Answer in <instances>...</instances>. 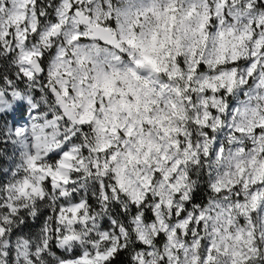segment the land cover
<instances>
[{"label":"snow or ice","instance_id":"obj_1","mask_svg":"<svg viewBox=\"0 0 264 264\" xmlns=\"http://www.w3.org/2000/svg\"><path fill=\"white\" fill-rule=\"evenodd\" d=\"M0 264H264V0H0Z\"/></svg>","mask_w":264,"mask_h":264}]
</instances>
